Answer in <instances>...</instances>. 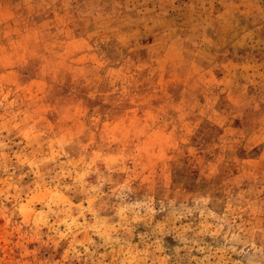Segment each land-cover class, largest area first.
<instances>
[{
    "label": "rangeland",
    "instance_id": "rangeland-1",
    "mask_svg": "<svg viewBox=\"0 0 264 264\" xmlns=\"http://www.w3.org/2000/svg\"><path fill=\"white\" fill-rule=\"evenodd\" d=\"M0 264H264V0H0Z\"/></svg>",
    "mask_w": 264,
    "mask_h": 264
}]
</instances>
